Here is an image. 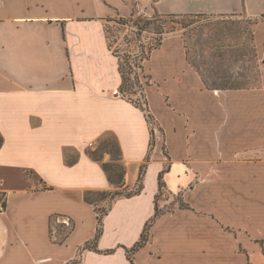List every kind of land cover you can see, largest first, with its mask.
<instances>
[{"label":"crops","instance_id":"1","mask_svg":"<svg viewBox=\"0 0 264 264\" xmlns=\"http://www.w3.org/2000/svg\"><path fill=\"white\" fill-rule=\"evenodd\" d=\"M156 11L258 19L260 85L208 88L167 34L143 63L152 128L119 91L105 24ZM263 20L264 0H0V264H264ZM106 136L124 187L146 169L140 193L102 217L94 251L82 248L97 229L84 194L117 188L102 168L111 154H89ZM63 220L74 226L58 243Z\"/></svg>","mask_w":264,"mask_h":264},{"label":"trees","instance_id":"2","mask_svg":"<svg viewBox=\"0 0 264 264\" xmlns=\"http://www.w3.org/2000/svg\"><path fill=\"white\" fill-rule=\"evenodd\" d=\"M212 15H206V14H161L159 12H155L152 16H144L143 14L134 16L131 15L130 17L124 18V17H113L107 20L105 24V34L106 39L108 42V47L112 51L113 55L117 57L118 59V71L121 76V84L119 86V91L121 94L127 98L131 103H133L136 107L142 109L146 115V118L149 122L153 121L152 116L149 113L148 106H147V100L144 96V88L145 85H148L150 82V77L144 73V66L143 63L145 60H147L150 57L151 51L153 49L158 48L162 44L163 38L170 33H175L177 30V26L179 25L182 29H187L190 26L189 18H207L211 17ZM225 17V16H223ZM246 18L245 16H242ZM250 19V18H247ZM252 20V25L256 24L259 20L258 19H250ZM264 21V20H263ZM107 23H117L121 27L118 30H122L124 27L128 29V33L126 35V48L120 49L119 47L114 46V42L111 40L112 32H111V25ZM131 24V25H130ZM222 29V28H221ZM223 30V29H222ZM222 30H219L220 32ZM225 31H229L230 29L228 27H224ZM241 33L243 35H247L248 41L253 43L254 47V56L257 59L256 51H255V44H254V34H253V28L249 29L243 28V30L236 29L235 33ZM145 33H151L153 34V42H150L148 46H146L143 43L144 34ZM132 36L134 38H132ZM182 39L184 42V47L186 50V56L188 61L189 60V44L185 39V36L182 34ZM134 42V47H132V43ZM191 63V62H190ZM191 65L195 68V66L191 63ZM198 74L201 76L204 84L208 88H218V89H237V88H249V87H257L260 85V74H258V81L255 86H245V85H234V84H208L206 80L203 78V76L197 71ZM135 74V82L138 84V88L141 92V98L143 100V104L140 103V100H134L133 95L136 94L135 90L133 88H130L128 86V82L130 81L131 74ZM111 147L115 148V151L108 150L107 145L101 144L99 147H97L95 150L89 151V154L92 158L96 160H101V156L103 152H108L112 156V161L110 162H103L102 168L104 172L106 173L108 180L111 183L116 184L117 188L111 191H86L84 194V200L88 203H91L95 206V202L98 200H104L107 201L106 207L99 211L95 207V211L97 213V229L96 234L94 238L91 241H87L83 245V249H90L94 251L97 250L95 246L96 240L99 238V236L102 233V217L107 213L108 209L110 208L112 202L119 197H130L133 195H136L140 193V191L143 188V175L146 169V163H143L140 166L139 169V175L137 178V182L135 187L132 190H129L128 188L124 187V174H125V167L123 163H121L120 160V149L118 146V143L114 139L111 142ZM164 183L162 181V172L158 176V189L159 193L163 191ZM92 195H97L98 199H93ZM181 205L184 206L182 203ZM7 206V193L3 190H0V212L4 211ZM159 210L156 208L155 214L153 217L146 222L144 229L142 231V234L140 236V239L130 248L127 249L128 258H131V254H133L135 251H137L140 247L144 245V243L148 239V228L151 225V223L154 221V219L159 215ZM65 223H62V226H64ZM70 226L66 228V230L63 232L61 237L56 240V242L61 243L63 242L64 238L67 236V234L72 230L74 224L71 220H69L68 223ZM52 230L50 229V235ZM113 250H107L106 253H111Z\"/></svg>","mask_w":264,"mask_h":264},{"label":"rangeland","instance_id":"3","mask_svg":"<svg viewBox=\"0 0 264 264\" xmlns=\"http://www.w3.org/2000/svg\"><path fill=\"white\" fill-rule=\"evenodd\" d=\"M189 22L190 26L187 29H182L179 25H176V33L185 36L189 44V60L208 84L256 85L260 62L254 56L253 43L248 41L246 34L235 33L236 29L253 28L252 20L244 17L211 16L207 18H189ZM107 24L111 25V40L114 42V46L119 47L121 50L125 49L127 46L125 37L128 29L124 27L122 30H118L121 26L117 23ZM224 27H228L230 30L227 32ZM153 37V34L145 33L143 43L148 46L150 42H153ZM132 38L134 37L132 36ZM134 45L133 42L132 47ZM135 82V74L133 73L130 76L128 86L136 92L132 96L133 99H139L140 103L143 104L141 92L138 84H136L137 82ZM154 125L152 121L151 127H154ZM111 142V137L106 136L101 143L98 142L96 145L105 144L108 150L115 151V148L110 145ZM70 153L74 157L75 153ZM38 186L41 185L38 184ZM92 198L95 200L98 199V196L92 195ZM106 205L107 201L104 200L95 202V206L99 211H102ZM60 219L62 220V218ZM56 221H58L57 218H54L53 222ZM68 226L70 225L64 224V226H58L57 230L52 229V238L58 240Z\"/></svg>","mask_w":264,"mask_h":264},{"label":"built area","instance_id":"4","mask_svg":"<svg viewBox=\"0 0 264 264\" xmlns=\"http://www.w3.org/2000/svg\"><path fill=\"white\" fill-rule=\"evenodd\" d=\"M144 105V104H143ZM151 123V122H150ZM153 128V127H152ZM63 222L65 223V224H68V221H66V220H63Z\"/></svg>","mask_w":264,"mask_h":264}]
</instances>
